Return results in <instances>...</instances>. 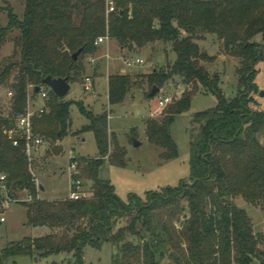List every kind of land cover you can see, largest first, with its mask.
Instances as JSON below:
<instances>
[{
  "label": "trees",
  "instance_id": "obj_1",
  "mask_svg": "<svg viewBox=\"0 0 264 264\" xmlns=\"http://www.w3.org/2000/svg\"><path fill=\"white\" fill-rule=\"evenodd\" d=\"M109 1L115 4L112 12H108ZM13 31L19 32L17 60L0 68V86L17 68L11 84V114L0 117V173L7 175L11 198L18 191L31 196L23 203L28 225L61 233L8 244L0 264L36 253L42 258L66 253L72 255L68 264H84L85 247L100 248L105 242L116 250L112 264H252L255 259L264 264L260 248L264 235L254 232L247 211L235 203L241 197L264 208V110L254 108L260 92L257 65L264 61V0H25L22 18L9 11L8 24L0 29V48ZM206 34L216 35L224 51L240 60L234 98L224 95L220 76L202 64L215 61L197 43ZM101 36L129 53L159 43L170 44L176 53L173 64L146 75L151 89L164 88L176 76L187 87L180 99L167 105L162 118L147 120V138L163 149L162 159L178 156L170 127L176 116L191 109L193 97L203 90L218 103L191 118L189 180L161 192H147L145 198L129 194L127 200L109 180L99 177L110 155L109 114H95L78 104L89 121L80 132H93L100 152L97 158L71 160L77 163V177L92 182L90 195L76 200L41 199L23 140L14 146L4 127H11L26 111L29 87L39 94L36 88H42L44 76L71 80L81 75L86 70L83 57L95 52V41ZM258 36L261 42L256 41ZM133 84L129 73L111 75L110 105L123 104ZM48 98L47 111L35 119L34 128L45 141H56L68 134L73 103L53 92ZM123 155L113 154L110 161L125 166ZM183 200L188 202L189 214L181 220ZM123 219L128 224L118 227Z\"/></svg>",
  "mask_w": 264,
  "mask_h": 264
},
{
  "label": "rangeland",
  "instance_id": "obj_2",
  "mask_svg": "<svg viewBox=\"0 0 264 264\" xmlns=\"http://www.w3.org/2000/svg\"><path fill=\"white\" fill-rule=\"evenodd\" d=\"M25 0H0V29L8 24V13L12 10L20 18L24 15ZM18 31L9 33L0 48V68L14 63L17 60L15 55V40ZM256 41L261 42L262 37L258 36ZM202 51L215 56L212 63L202 62L211 74L220 76V88L228 98H234L238 92L237 69L240 66L238 58L228 55L224 51L221 41L214 34H206L197 41ZM104 45L103 58L98 52ZM118 44L110 40L107 44L97 46L94 53L84 56L83 62L85 71L76 78L69 80L71 89L68 95L63 98L73 103L70 107L71 125L67 136L54 140L45 141L47 147L36 153L31 163V172L36 177V186L39 191L38 197L45 200H60L69 196L71 187V176L73 169H70L72 158H97L100 152L96 143L95 135L91 131L80 132L82 127L89 123L88 119L80 112L78 104L95 114L107 112L109 114L110 155L101 167L99 177L109 180L115 187L117 194L127 200L129 194H136L145 198L147 192H161L168 187H177L182 181L190 178V129L191 118L194 114L210 110L216 107L217 98L208 92L201 90L197 93L191 104V109L176 116L170 127V134L178 147V156L171 160H164L160 157L162 148L151 143L146 134V123L149 119H160L166 107L161 108L159 101L165 97L171 99V103L180 99L184 90L187 89L182 79L176 76L154 97L150 96L151 87L146 75L151 74L155 69H165L167 65L173 64L176 60V53L172 51L171 45L159 43L154 47L149 46L133 53L118 52ZM119 54V55H118ZM127 56V57H126ZM140 57L143 64H135L127 67L123 64L125 59ZM114 65H121L128 69L131 75L133 87L128 92L123 104L111 106L107 99L108 74L114 70ZM256 84L260 91H264V61L257 65ZM122 73L118 68L114 74ZM17 75V68H14L7 82L0 86V117H8L12 111L13 95L11 84L14 83ZM100 76V77H99ZM92 82L98 79V88L93 86V91L85 89L86 78ZM93 84V85H94ZM42 89L52 93L49 86L42 84ZM144 90V92H141ZM148 94V95H147ZM257 106L255 109L264 110V97L255 95ZM35 106H45L49 100L33 92L29 87V96ZM28 103V102H27ZM135 141L140 145L135 146ZM121 153V154H120ZM123 155L125 166L114 164L110 161L111 155ZM40 186L44 190L40 189ZM92 182L83 179L82 191L90 195ZM29 198L27 191H18L9 207L0 208V255L4 248L12 242H18L26 237H39L52 232L61 233V230H52L48 227H33L27 224V208L23 205L24 200ZM235 203L245 209L252 220L254 232L264 235V208L261 205H251L239 197ZM181 206L185 214L181 217L184 220L188 214V202L183 200ZM1 217L5 220L1 221ZM129 221L123 219L118 227L125 226ZM179 222L176 226H179ZM264 250V241L260 244ZM115 247L108 242L100 248L88 245L84 249V264H112V256ZM72 255L66 253L54 254L46 258L35 256H19L7 259L3 264H68ZM252 264H260L254 260Z\"/></svg>",
  "mask_w": 264,
  "mask_h": 264
},
{
  "label": "built area",
  "instance_id": "obj_3",
  "mask_svg": "<svg viewBox=\"0 0 264 264\" xmlns=\"http://www.w3.org/2000/svg\"><path fill=\"white\" fill-rule=\"evenodd\" d=\"M115 10V4L113 1L108 2V12H112ZM110 41L108 36H101L95 41V45L99 46L101 44H107ZM124 63L127 67H132L135 64H143L144 60L140 57L135 59H125ZM85 89L87 91H93V82L91 78H86L85 81ZM11 96L13 92L9 93ZM48 92L45 89L40 90L39 95L42 99H48ZM171 102L169 97H165L159 101V106L161 108L166 107ZM47 111L45 106H35L31 99H28L27 108L24 113L19 115L11 127H4L3 133L12 141L14 146H19L21 144V139L24 143V152L31 163L34 159V156L45 144V140L42 136L35 132L34 121L36 118H41ZM74 158V157H73ZM72 158V159H73ZM70 169H73L71 176V187L69 198L70 199H79L85 196H89V194H85L82 191L83 181L79 179L77 176L79 175V171L77 168V163H70ZM31 170V168H30ZM29 196V195H28ZM32 198L25 199L24 202L31 201ZM13 198H11L8 194L7 188V175L4 173H0V208L9 207ZM5 218L1 217V221H4Z\"/></svg>",
  "mask_w": 264,
  "mask_h": 264
},
{
  "label": "water",
  "instance_id": "obj_4",
  "mask_svg": "<svg viewBox=\"0 0 264 264\" xmlns=\"http://www.w3.org/2000/svg\"><path fill=\"white\" fill-rule=\"evenodd\" d=\"M81 52H82V50L77 51L73 55V58L77 59ZM43 84L49 86L51 88L52 92L56 96H58L59 98H65L71 89V85L69 83L68 77L53 78L51 76H44ZM40 89H41L40 87H37L36 92H39ZM160 91H161V89L159 87L154 86L150 92V96L154 97ZM259 97H264V91L259 92ZM138 145H140V143L138 141H135V146H138ZM40 189L44 190V188L42 186H40Z\"/></svg>",
  "mask_w": 264,
  "mask_h": 264
},
{
  "label": "crops",
  "instance_id": "obj_5",
  "mask_svg": "<svg viewBox=\"0 0 264 264\" xmlns=\"http://www.w3.org/2000/svg\"><path fill=\"white\" fill-rule=\"evenodd\" d=\"M105 50V47H104V45H102L101 46V48H100V50L98 51L99 53H100V57H102L103 58V54L104 53H102L103 51ZM118 52H119V54H121L122 52H123V49L122 48H118ZM118 54V55H119ZM127 57V56H126ZM104 59V58H103ZM125 61V60H124ZM124 61H123V64L125 65V63H124ZM118 68H120V71L122 72V73H126V72H128V69L127 68H125V67H121V65H114V70L112 71V72H110L109 74H108V78H107V83H108V91H107V99H108V102H109V77L111 76V75H114V73H115V71L118 69ZM100 77V76H99ZM98 77H97V79H96V81H95V84L93 85V86H95V88L97 89L98 88ZM141 92H144V90H141ZM110 104V103H109ZM102 112H100V113H97V114H101ZM47 143V142H46ZM46 143L44 144V146L41 148V149H43V148H45V147H47V145H46ZM45 228V227H44Z\"/></svg>",
  "mask_w": 264,
  "mask_h": 264
}]
</instances>
